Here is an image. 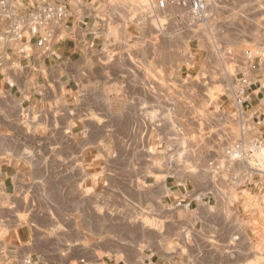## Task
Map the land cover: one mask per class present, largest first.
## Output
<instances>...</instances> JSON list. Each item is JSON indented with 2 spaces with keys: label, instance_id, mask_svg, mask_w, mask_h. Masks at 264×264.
I'll return each instance as SVG.
<instances>
[{
  "label": "crops",
  "instance_id": "crops-1",
  "mask_svg": "<svg viewBox=\"0 0 264 264\" xmlns=\"http://www.w3.org/2000/svg\"><path fill=\"white\" fill-rule=\"evenodd\" d=\"M30 1L8 2L0 28L24 16ZM61 1L68 3L70 14L55 31L52 52L41 55L32 43L25 57L8 52L9 66L0 69V264H26L27 259L28 264H264V183L256 177L235 188L226 173L218 175L211 166L220 161L222 142L237 137L229 96L215 101L216 116H172V121L181 120L189 142L184 161L167 160L165 149L156 147L155 121L158 106L166 107L171 98L162 97L156 80L144 74L168 73L178 66V57L167 44H158L162 33L156 15L152 12L143 24L128 23L127 8L132 18L138 14L135 7ZM258 3L264 7V0ZM113 20L119 21V31L109 30L115 28ZM193 51L201 65L208 52L198 42ZM187 54L181 53V59L188 60ZM254 57L236 75L251 81L248 103L263 120L256 132L264 136V60ZM191 69L186 61L179 68ZM18 116H65L72 135L80 133L77 124L84 121L81 129L92 142L86 153L103 158L111 146L117 153L118 181H128L140 194L135 199L122 190L124 200L140 202L147 218L141 236L110 235L107 220L98 228L86 220L91 212L72 206H33L37 196L29 184L41 180H20L18 158L28 147L14 140L23 136ZM167 136L174 140L172 132ZM168 151L179 148L173 145ZM58 152L70 154L58 165L69 169L71 178L78 167L71 155L77 149L59 147ZM131 152L139 157L127 159ZM83 163L81 168H109L108 160Z\"/></svg>",
  "mask_w": 264,
  "mask_h": 264
},
{
  "label": "rangeland",
  "instance_id": "rangeland-1",
  "mask_svg": "<svg viewBox=\"0 0 264 264\" xmlns=\"http://www.w3.org/2000/svg\"><path fill=\"white\" fill-rule=\"evenodd\" d=\"M97 1L106 9L135 7L138 14L132 18L131 9L127 8L130 12L128 23L134 21L143 24L148 21V16L153 12L151 0ZM5 7L0 4V13L4 12ZM154 14L159 21L162 33L158 44H167L169 51L178 57V60L174 57L178 66L172 71L144 74L146 79L151 77L156 80L160 87L158 92L162 97L171 98L166 107L158 106L156 109L155 128L158 133L156 147L159 150L165 149L167 160L182 162L185 157L183 150L189 140L186 138L181 120L172 121V116L217 115L215 101L218 98H227L230 94L229 85L233 77L240 66H245L244 52L264 50V7L258 3V0H210L207 19L201 24L190 26L187 31H180L173 19L167 20L160 13ZM113 21L115 28L111 27L109 30L119 31V27H116L119 21ZM171 22H174L172 23L174 25L170 28ZM3 30L2 26L0 32ZM197 42L201 50L208 52L206 60L201 65L193 59V48L197 46ZM2 47L0 44V52ZM227 50L235 54L238 65L227 56ZM181 53H188L191 56V59H188L191 71L179 70L185 61L187 63V60L181 59ZM0 62L6 67L9 66L4 55L0 58ZM18 117L17 127L19 131L22 130L23 136H18L14 140L28 147L25 154L19 155L18 158L21 168L20 180L25 183L30 178L31 182L32 178L41 180L39 185L29 184L30 191L37 196V199L34 197L31 202L33 206L46 209L59 204L62 207L72 206L78 210L91 212L86 220L98 228L107 220L110 235L131 238L141 236L142 225L147 224V218L142 216L140 206L138 207L140 202L136 201L135 205V201L124 200L122 190L125 188L127 195H133L135 199H138L140 194L133 191L128 181L125 183L123 180L118 181L117 153L111 151V146L109 153L103 158L94 153H86L85 146L92 142L81 129L84 121H78L77 131L80 133L72 135L69 130V121L65 119V116ZM170 132L174 135V140L167 136ZM173 145L179 148L178 152L168 151ZM69 146L77 149V153L71 155V159L78 162L76 174L73 170L71 178H69L70 170L59 168L58 165L59 162L70 159L68 152L59 153L58 148L67 150ZM133 147L132 144L128 145L129 150ZM150 151L153 152L154 147H151ZM158 155L161 156V154ZM126 157L133 160L139 157V153L131 152L128 156L126 154ZM85 160H108L109 168L108 170L81 168L85 166L83 163ZM243 168V164H236V170ZM119 187L121 191H118ZM21 190L20 188V193ZM83 194H86L85 198L82 197ZM58 198L60 199L57 200ZM102 212L103 215L107 212V215L101 217ZM262 220L264 222V216Z\"/></svg>",
  "mask_w": 264,
  "mask_h": 264
},
{
  "label": "built area",
  "instance_id": "built-area-1",
  "mask_svg": "<svg viewBox=\"0 0 264 264\" xmlns=\"http://www.w3.org/2000/svg\"><path fill=\"white\" fill-rule=\"evenodd\" d=\"M11 1L0 0V4L6 6ZM150 5L154 13L162 14L167 20L173 19L180 31H187L190 26L201 24L207 19L210 0H151ZM69 14L70 8L65 1L31 0L30 9L26 14L12 19L0 35V44L3 46L0 58L4 55L10 63L8 52L12 50L25 57L32 51V43L40 50L41 55L50 54L55 42V31L63 27ZM226 54L236 63L235 54L231 50H227ZM243 55L247 67H250L254 55L264 60V50H248ZM187 59H191L189 54ZM187 63L191 67L188 60ZM2 67L0 62V69ZM7 84L12 85L10 82ZM250 86L249 78L237 75L233 77L229 85L228 105L234 116L233 121L237 124V137L229 143L222 142L220 161L211 164L218 175L226 173L227 182L235 188H244L256 181V177L264 183V136L256 132L263 120L256 112L250 110ZM239 163L244 166L242 170L235 169ZM262 229L264 232V223ZM24 263L28 264L30 261L27 259Z\"/></svg>",
  "mask_w": 264,
  "mask_h": 264
}]
</instances>
